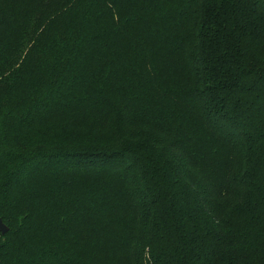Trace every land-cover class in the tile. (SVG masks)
Segmentation results:
<instances>
[{
    "label": "trees",
    "instance_id": "16d2710c",
    "mask_svg": "<svg viewBox=\"0 0 264 264\" xmlns=\"http://www.w3.org/2000/svg\"><path fill=\"white\" fill-rule=\"evenodd\" d=\"M0 264H264V0H0Z\"/></svg>",
    "mask_w": 264,
    "mask_h": 264
},
{
    "label": "water",
    "instance_id": "95a60500",
    "mask_svg": "<svg viewBox=\"0 0 264 264\" xmlns=\"http://www.w3.org/2000/svg\"><path fill=\"white\" fill-rule=\"evenodd\" d=\"M9 230V227L4 223L3 219L0 217V231L2 234L7 233Z\"/></svg>",
    "mask_w": 264,
    "mask_h": 264
}]
</instances>
